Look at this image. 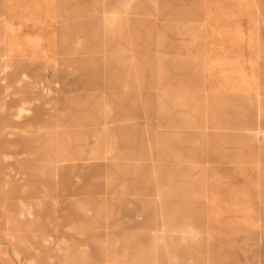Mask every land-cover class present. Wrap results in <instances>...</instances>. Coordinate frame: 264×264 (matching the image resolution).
<instances>
[{"label": "rangeland", "instance_id": "obj_1", "mask_svg": "<svg viewBox=\"0 0 264 264\" xmlns=\"http://www.w3.org/2000/svg\"><path fill=\"white\" fill-rule=\"evenodd\" d=\"M0 264H264V0H0Z\"/></svg>", "mask_w": 264, "mask_h": 264}]
</instances>
